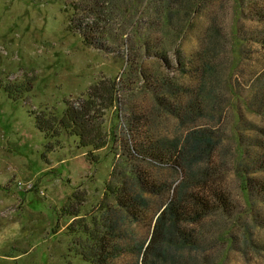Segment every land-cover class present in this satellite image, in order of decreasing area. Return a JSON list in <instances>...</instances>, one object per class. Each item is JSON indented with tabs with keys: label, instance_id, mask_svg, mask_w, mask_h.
<instances>
[{
	"label": "trees",
	"instance_id": "trees-1",
	"mask_svg": "<svg viewBox=\"0 0 264 264\" xmlns=\"http://www.w3.org/2000/svg\"><path fill=\"white\" fill-rule=\"evenodd\" d=\"M127 1L74 0L69 28L81 34L85 45L109 52L117 19L126 20L133 10ZM252 2L254 21L259 24L253 27L255 35L244 36L242 25H237L234 35L241 43L252 40L264 50V1ZM201 4L202 0H145L140 18L128 24L130 35L139 39L136 48L142 58L156 54L167 59L162 52L165 47L154 42V26L164 21L177 28L176 35L182 38L192 22L185 23L179 16L189 20ZM223 35L216 19L207 25L200 47L179 62L184 82L150 74L140 63L138 73L143 87L151 91L153 104L150 108L129 104L127 120L123 113L118 116L126 145L106 180L100 212L92 221L86 220L79 190L64 210L74 217L68 231L79 236L74 242L77 254L89 264H227L232 250L264 256V235L249 236L264 231V214L241 219L239 203L226 182L235 153L227 143L228 135L212 125L222 119L230 100L223 87L233 88L231 75L221 70L218 60ZM237 53L244 56L239 45ZM176 55L185 59L178 49ZM248 87L247 103L264 115V66L255 67ZM13 89L8 86L6 92L18 99L16 94L31 91L33 84H16V92ZM124 90L118 79L102 77L81 96L66 98L62 115L33 110L35 126L52 146V140L59 142L63 133L77 137L79 146L93 148L89 156L98 161L95 150L109 143L104 129L106 111L116 108L122 112ZM166 118L173 119L174 131L170 126L161 129L159 120ZM253 129L260 134H255V143L248 148L241 132L235 140L237 153L247 154L249 166L262 174L246 176L245 189L250 199L264 204V128L255 124ZM252 180L257 183L252 185ZM253 264H264V259Z\"/></svg>",
	"mask_w": 264,
	"mask_h": 264
},
{
	"label": "rangeland",
	"instance_id": "rangeland-1",
	"mask_svg": "<svg viewBox=\"0 0 264 264\" xmlns=\"http://www.w3.org/2000/svg\"><path fill=\"white\" fill-rule=\"evenodd\" d=\"M73 1L0 0V264H89L77 254L74 242L79 236L68 231L74 217L64 210L75 201L74 194L79 190L84 199L81 214L86 215V220L92 221L100 212L106 180L126 145L127 137L118 116L123 113L127 120L129 104L140 108H150L153 104L151 91L143 87L138 73L140 63L150 74L160 73L159 77L184 82L186 78L179 73V62L186 61L200 47L203 32L214 19L224 33L218 57L220 67L227 70L233 82V88L227 84V88L223 87L230 100L224 106L222 119L212 124L228 135L227 143L235 153L226 182L239 203L241 219L263 215L264 204L250 199L244 183L246 176L254 178L262 174L255 166H249L247 154L237 153L235 140L241 132L243 145L248 148L255 143V134H260L253 125L264 128V115L253 111L246 101L252 72L256 66H264V50L252 40L241 43L235 37L237 25L243 26L244 36L255 35L253 27L259 24L254 21L252 0L243 3L202 0L199 12L189 20L187 16H179L185 23L192 22L182 38L176 35L177 28L159 20L154 26V42L165 47L162 52H166L167 59L156 54L142 58L143 54L136 48L139 39L134 40L137 35L133 37L128 32L129 22L140 18L145 0L127 1L133 10L126 20L117 19L109 52L85 45L81 34L71 31ZM263 1L259 0L261 4ZM238 45L242 48V58L237 53ZM176 49L185 59H179ZM102 77L122 82L125 100L122 112L116 108L106 111L104 129L109 133V143L95 150L99 160L90 158L92 147L79 146L77 137L67 133L60 136L59 142L53 139L52 146L36 128L32 111L62 115L66 98L81 96ZM28 82H32L33 89L16 94L18 99L6 92L8 86L16 92V84ZM172 120H159L161 129L170 126L173 130ZM255 183L256 180L251 181L252 185ZM263 235L264 231L249 234L254 238ZM242 238L243 235L239 240ZM262 258L263 255L253 251L245 255L232 250L226 262L253 264Z\"/></svg>",
	"mask_w": 264,
	"mask_h": 264
}]
</instances>
